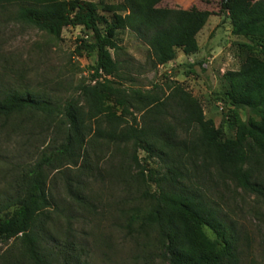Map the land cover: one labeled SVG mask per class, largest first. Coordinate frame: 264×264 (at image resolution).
Wrapping results in <instances>:
<instances>
[{
    "label": "trees",
    "instance_id": "obj_1",
    "mask_svg": "<svg viewBox=\"0 0 264 264\" xmlns=\"http://www.w3.org/2000/svg\"><path fill=\"white\" fill-rule=\"evenodd\" d=\"M162 1L0 0V8L11 9L16 20L55 38L65 28H82L90 37L80 41L76 54L96 57L94 85L78 87L82 104L70 100L61 106L29 92H0V120L31 114L48 126L56 124L59 136L34 164L16 167L0 193V243L14 241L20 248L0 264H89L84 247L70 233V221L62 237L56 230L47 183L50 172L61 173L79 161L80 173H91L85 155L91 138L116 147L131 144L128 173L119 172L116 179L135 170L126 180L133 198L116 221L134 244L132 259H143V264L146 259L162 264L239 263L234 232L200 186L194 187L191 175L210 164L230 182L264 197V180L256 181L257 169L264 165V0H219L231 34L248 41L239 45L244 55L240 68L224 73L223 91L216 96L224 104L222 114L233 138L205 119L200 104L180 88L161 101L108 79L120 78L115 57L125 54L118 43L124 31L146 45L152 70L173 62L178 51L186 56L198 52L197 36L213 13L158 8ZM134 108L146 112L147 123L139 125L130 111ZM139 152L145 157L140 159ZM154 159L159 171L146 168ZM69 193L82 207L91 205L78 190L70 188Z\"/></svg>",
    "mask_w": 264,
    "mask_h": 264
},
{
    "label": "rangeland",
    "instance_id": "obj_2",
    "mask_svg": "<svg viewBox=\"0 0 264 264\" xmlns=\"http://www.w3.org/2000/svg\"><path fill=\"white\" fill-rule=\"evenodd\" d=\"M85 1L119 4L123 0ZM157 7L196 8L213 13L197 36L198 52L186 56L178 51L173 62L152 70L147 63L146 45L130 31H124L119 34L118 43L125 54L114 56L121 66L120 78L108 79L126 90H140L161 101L180 88L200 104L205 119L212 120L216 128L222 126L227 138H233L234 130L222 114L224 104L216 96L223 91L224 73L240 68L244 55L239 45L248 41L231 34L228 17L219 11V0H164ZM88 37L90 33L82 28L68 27L55 38L16 20L11 9L0 8V92H29L61 106L70 100L82 104L78 87L91 86L96 81L92 79L96 57L76 54L80 41ZM130 111L139 125L147 123L145 111L135 108ZM239 114L246 120L244 112ZM126 120L129 123L130 117ZM54 140H59L58 126H48L31 114L16 121L0 120V193L8 187L16 167L34 164L43 151L56 144ZM105 143L92 138L86 141L90 174L80 173L81 161L76 167L63 168V174L49 173L47 189L55 214L51 218L61 237L67 220L70 221V233L84 247L89 264H143V259H132L134 244L118 229L116 221L133 198L132 184L127 186L126 180L129 175H136L135 170L129 169V174L116 179L119 172L128 173L131 144L116 147ZM139 157L142 159L145 154L139 152ZM159 165L154 159L146 168L159 171ZM257 171L256 181L260 182L264 180V165ZM192 173H196L191 175L194 187L200 186L234 232L239 248L238 264H264V197L230 182L210 164ZM70 188L78 190L91 205L87 208L79 205L69 193ZM205 232L215 238L208 229ZM19 250L18 242L0 243V259L6 258L7 253L16 256ZM146 260L144 264H162L159 259Z\"/></svg>",
    "mask_w": 264,
    "mask_h": 264
}]
</instances>
